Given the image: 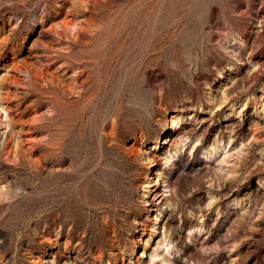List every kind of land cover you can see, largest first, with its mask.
<instances>
[{
	"label": "rangeland",
	"instance_id": "1",
	"mask_svg": "<svg viewBox=\"0 0 264 264\" xmlns=\"http://www.w3.org/2000/svg\"><path fill=\"white\" fill-rule=\"evenodd\" d=\"M80 1L0 0V264H264V0Z\"/></svg>",
	"mask_w": 264,
	"mask_h": 264
},
{
	"label": "bare ground",
	"instance_id": "2",
	"mask_svg": "<svg viewBox=\"0 0 264 264\" xmlns=\"http://www.w3.org/2000/svg\"><path fill=\"white\" fill-rule=\"evenodd\" d=\"M82 4L85 3L84 0L80 1ZM96 3V2H95ZM83 6V5H82ZM85 8V7H84ZM90 22H88L89 25ZM76 27H77V22L76 20H72L64 18L62 20H60V23L58 24H53L51 25V27L49 28V30L56 36H60V35H65V34H73L74 36H76ZM79 28V27H78ZM72 35V36H73ZM42 71V70H41ZM45 72V71H44ZM39 73V72H38ZM43 73V72H42ZM260 107H261V111L262 113H264V100H261L260 102ZM4 118H6V115H4ZM194 148V146H190V149ZM15 155V154H13ZM232 154L229 152V149H225L223 152V155L221 157V162L222 163H228V158L231 157ZM36 160V159H35ZM172 244L169 242L168 239L165 238H161L159 239L156 243L155 246L153 247L152 252L150 253L151 258H155L159 256L158 251L161 249V247H164V252L168 253L169 249L171 248Z\"/></svg>",
	"mask_w": 264,
	"mask_h": 264
}]
</instances>
